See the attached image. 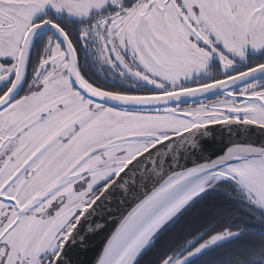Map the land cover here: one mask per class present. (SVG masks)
Masks as SVG:
<instances>
[{
  "label": "snow or ice",
  "instance_id": "obj_1",
  "mask_svg": "<svg viewBox=\"0 0 264 264\" xmlns=\"http://www.w3.org/2000/svg\"><path fill=\"white\" fill-rule=\"evenodd\" d=\"M249 217L264 0H0V264H215Z\"/></svg>",
  "mask_w": 264,
  "mask_h": 264
},
{
  "label": "trees",
  "instance_id": "obj_2",
  "mask_svg": "<svg viewBox=\"0 0 264 264\" xmlns=\"http://www.w3.org/2000/svg\"><path fill=\"white\" fill-rule=\"evenodd\" d=\"M220 197H209L208 203H218L221 201ZM248 222L254 223L255 220L253 218H247ZM264 221V220H263ZM262 222V221H261ZM255 224V223H254ZM262 226V230H264V224H260ZM264 240V235H262L259 231H248L243 236V242L237 245H226L222 249H219L217 252V256L219 257L215 264H226L227 257L233 251H242L246 247H253L257 245L260 241ZM147 258L145 257V260Z\"/></svg>",
  "mask_w": 264,
  "mask_h": 264
},
{
  "label": "flooded vegetation",
  "instance_id": "obj_3",
  "mask_svg": "<svg viewBox=\"0 0 264 264\" xmlns=\"http://www.w3.org/2000/svg\"><path fill=\"white\" fill-rule=\"evenodd\" d=\"M250 218V217H249ZM253 220H255V224H258V225H260V224H264V221L263 220H259V219H256V218H253ZM262 221V222H261ZM167 235H171V234H167ZM167 235H166V237L165 238H163V239H166L167 238ZM151 253L149 254V256L148 257H146L147 259L146 260H148L150 257H151Z\"/></svg>",
  "mask_w": 264,
  "mask_h": 264
},
{
  "label": "water",
  "instance_id": "obj_4",
  "mask_svg": "<svg viewBox=\"0 0 264 264\" xmlns=\"http://www.w3.org/2000/svg\"><path fill=\"white\" fill-rule=\"evenodd\" d=\"M90 258H91V256H90Z\"/></svg>",
  "mask_w": 264,
  "mask_h": 264
}]
</instances>
